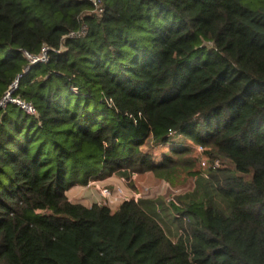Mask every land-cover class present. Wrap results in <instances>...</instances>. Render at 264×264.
<instances>
[{
    "label": "trees",
    "instance_id": "1",
    "mask_svg": "<svg viewBox=\"0 0 264 264\" xmlns=\"http://www.w3.org/2000/svg\"><path fill=\"white\" fill-rule=\"evenodd\" d=\"M100 1L0 0V101L36 109L0 107V264H264V0ZM189 144L224 165L169 204L68 199Z\"/></svg>",
    "mask_w": 264,
    "mask_h": 264
},
{
    "label": "rangeland",
    "instance_id": "2",
    "mask_svg": "<svg viewBox=\"0 0 264 264\" xmlns=\"http://www.w3.org/2000/svg\"><path fill=\"white\" fill-rule=\"evenodd\" d=\"M190 145V153L186 155H175L178 164L188 165L191 173L184 170L179 171V176L173 182L164 178H157L151 172L146 171L142 173H133L129 178L118 175H111L103 179H92L86 184H75L67 190L68 199L74 203H81L85 206H90L94 202L103 203L105 200L100 195L101 188L115 189L120 187L125 191L127 197L130 198H146L156 199L162 198L165 203L175 198L176 195L192 190L196 176L199 174H207L209 167H215L214 162L218 161V165H224V162L210 157L207 149L198 145ZM176 146L174 143L158 145L152 147V152L155 153V158L160 161L162 155L168 152L172 147ZM193 172V174H192ZM122 199L115 202L107 203L114 209ZM172 229V238L175 239L176 233Z\"/></svg>",
    "mask_w": 264,
    "mask_h": 264
},
{
    "label": "built area",
    "instance_id": "3",
    "mask_svg": "<svg viewBox=\"0 0 264 264\" xmlns=\"http://www.w3.org/2000/svg\"><path fill=\"white\" fill-rule=\"evenodd\" d=\"M95 5L96 11H101V1L100 0H90ZM86 27L83 25L81 29L78 32H71L67 35V37H76L82 34H85ZM28 56V59L30 60L31 64H35L38 62H47L48 61V48L44 47L41 51V53L38 56ZM18 85V79L9 87V89L6 91L5 95L0 101V107L5 106L6 103L11 102L17 106H19L22 110H24L26 113L34 115L36 114V109L34 105L31 102L24 101L18 97H13L12 92L17 88ZM201 149V147H199ZM214 166H218V161L214 162ZM87 186H91V183H87ZM100 195L101 197L107 202H115L117 200H130L134 199L136 200L137 197L130 198L127 197L125 191L121 189L120 187H116L115 189H109V188H101L100 189ZM173 200V199H172Z\"/></svg>",
    "mask_w": 264,
    "mask_h": 264
}]
</instances>
